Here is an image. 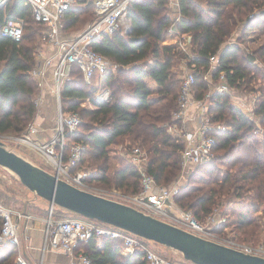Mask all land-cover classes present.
I'll list each match as a JSON object with an SVG mask.
<instances>
[{
    "label": "trees",
    "instance_id": "obj_1",
    "mask_svg": "<svg viewBox=\"0 0 264 264\" xmlns=\"http://www.w3.org/2000/svg\"><path fill=\"white\" fill-rule=\"evenodd\" d=\"M86 1L77 2L65 12L63 32L79 20ZM168 3L131 2L128 29L93 42V48L116 66L115 71L109 68L104 75L111 93L108 102L95 101L96 85L85 84L76 66L61 90L63 110L76 111L81 117L78 131L69 136V140L86 146L76 168L94 169L90 177L93 183L130 193L139 191L140 174L126 158L112 154L117 146L142 148L147 154V172L157 184L171 186L177 182L184 142L167 133L166 125L175 122L172 112L183 59L196 69L194 97L201 98L223 72L230 90L256 95L252 112L264 129V38L250 51L227 43L235 31L237 43L255 27L264 31V0H178L179 12L187 20L175 26L191 35L188 54L195 56L193 60L175 44H163L174 20L168 14ZM10 16L22 18L24 26L18 41L0 32V133L20 134L37 112L33 97L38 86L30 72L37 65L35 27L44 25L33 19L24 0H12L0 8V31ZM212 56H216V63L209 70ZM208 70L211 84L204 79ZM208 115L213 124L219 125L213 131L214 156L195 166L189 181L179 184L176 202L199 219L216 208L224 212L229 204H238L232 223L243 240L256 241L259 225L252 215L264 207V131L261 137L256 136L255 121L231 104L229 92L213 93ZM61 213L56 206L52 216L57 218ZM121 247L119 240L108 237L102 238L100 246L95 238L77 244L93 264H146L140 251L122 257ZM4 252L0 253V264H12L17 248L9 247Z\"/></svg>",
    "mask_w": 264,
    "mask_h": 264
},
{
    "label": "built area",
    "instance_id": "obj_2",
    "mask_svg": "<svg viewBox=\"0 0 264 264\" xmlns=\"http://www.w3.org/2000/svg\"><path fill=\"white\" fill-rule=\"evenodd\" d=\"M12 0H0V8H5ZM82 0H24V3L31 9V14L36 22L45 26L40 35L43 43H52L55 46L53 55L44 57V66L54 64L52 70L53 93L58 99V113L54 126V133L41 143L31 138L37 134V127L33 123L25 128L18 136L0 134V140L7 147L11 142L17 145H28L41 151L47 161L54 167L52 172L58 178L80 188L106 197L108 193L119 194L125 204L131 205L142 212L156 217L162 221L173 224L203 238L215 240L213 227H218L226 221V216L215 220V214L210 213L207 224H202L198 218L189 210H184L176 202V195L179 192V184L175 182L171 186L157 184L155 179L147 172V154L139 146H131L124 149L119 146L118 152L121 156L130 161L140 174L139 191L133 194H120L114 189L103 190L95 187L90 177L95 170L76 168L82 158L86 146L77 140H69V136L78 131L81 117L76 111H65L60 106L61 90L66 82L71 79L73 66H76L81 73L82 80L87 85H96L93 97L97 103H106L111 98L109 87L104 83V75L111 67V62L104 55L93 48V42L104 35L111 36L119 30L128 19L127 10L131 2L136 0H92L96 13L95 20L84 30L72 37H63V17L65 12L74 4ZM186 21L187 18L180 12L168 27V33L174 39L178 50L188 54L190 41L188 33H181L175 26L178 21ZM24 21L18 17H8L1 27V35L9 36L18 41L23 35ZM128 27L126 28V30ZM125 30V31H126ZM186 35V36H185ZM185 36V37H184ZM36 60L42 55L41 50H36ZM191 60L195 58L188 54ZM37 63V62H36ZM209 70H212L216 63L215 56L210 58ZM195 66L188 65L182 68L176 107L172 112L175 122L166 125L167 133L183 139L184 147L181 151L182 171L189 167H195L209 162L214 156L216 139L213 131L219 127L211 122L208 115V108L213 93H228L230 91L225 74L220 72L217 82L211 86L201 97L196 98L194 93ZM209 70L205 72L204 79L210 77ZM44 67L36 65L31 70V75L40 80ZM252 95L251 106L248 107L246 115L255 121L254 133L261 137L264 129L257 122L252 112L255 101ZM35 105L39 100H34ZM82 105H85L84 103ZM87 105V104H86ZM88 108L91 106L88 105ZM245 114V113H244ZM189 125V126H188ZM36 140H39L36 138ZM178 181V180H177ZM114 200V199H113ZM117 201V200H116ZM120 202V201H119ZM56 207L49 203V212L44 221V248L49 250H61L67 254H73L75 246L79 242H87L95 238L101 242L103 237L117 239L121 242V252L125 255L137 251L143 253L146 264H176L169 257L162 255L150 246V240L135 235L119 227L99 222L84 217L55 218L52 211ZM31 215L23 211L0 207V253L9 247L20 248L19 221ZM219 242V241H218ZM227 245V243H223ZM231 246L246 253L256 254L264 257V245L254 247ZM229 246V245H228ZM18 264H29L21 256L18 257ZM75 264H93L92 260L83 251L77 254Z\"/></svg>",
    "mask_w": 264,
    "mask_h": 264
},
{
    "label": "water",
    "instance_id": "obj_3",
    "mask_svg": "<svg viewBox=\"0 0 264 264\" xmlns=\"http://www.w3.org/2000/svg\"><path fill=\"white\" fill-rule=\"evenodd\" d=\"M0 166L48 203L174 249L193 264H264L263 256L203 238L131 205L77 188L7 148L1 140Z\"/></svg>",
    "mask_w": 264,
    "mask_h": 264
},
{
    "label": "rangeland",
    "instance_id": "obj_4",
    "mask_svg": "<svg viewBox=\"0 0 264 264\" xmlns=\"http://www.w3.org/2000/svg\"><path fill=\"white\" fill-rule=\"evenodd\" d=\"M92 4H93L92 0L86 1V3L83 5V6H85V7H83L84 9H82L79 12V18H78L79 20L74 25H72V27H66L65 28V31L63 32L64 37L69 38V37L76 35L77 33L84 30L88 25H90L95 20L96 13H95V10H94V7L92 6ZM94 13H95V15H94ZM169 15H171V17L173 19L177 16V15L174 16L171 11H170ZM128 26H129V20L126 21V23L120 28V30L125 31ZM36 29H37L38 33H37V36L35 38V44H36V50H38L41 48V45L44 44L41 41L40 36L38 37V34H40V35L42 34V31H44L45 26H41V25L36 24L35 30ZM258 29H253L251 32H249L248 35L246 36L245 40L241 41V43H240L242 46H245L246 48H248L249 51L252 50L257 44H259L264 38L263 32H261L262 30L261 29L258 30ZM236 32L237 31L233 32L232 36H230V38H229L230 42L237 41L236 39H237L238 35ZM36 82H37L38 87H37V91L35 92V95L33 97V101L35 99H38L39 104H36V111L37 112H36V115H35V117L31 123L37 122V121H35L37 114L41 113V115H43L42 112H40V110H41V104H42V100H43L42 96H43V93H45V91L43 90L42 83L40 82V80H36ZM234 90H232V91L230 90L229 95H231V92H233ZM47 91H48L49 96H50V99H48V104L50 106V112L52 114L51 118L55 124L56 118H57V113H58V107H59L58 99L53 94V92L51 91V88H49ZM247 95H248V93H247ZM230 102H231V99H230ZM59 104L63 109V102H62L61 97H60ZM83 106L85 108L88 107V105H86V104ZM22 133L23 132H21L20 134H16V133H13L10 131H6V132L0 133V134L15 137V136L21 135ZM31 138L34 139L35 141L41 143L40 140H36L35 135H32ZM6 145H7V148L13 150L15 153H17L20 156H22L23 158L29 160L33 164H35V165H37V166H39L45 170H48L50 172L54 171V167L47 161L46 156L41 151L37 150L36 148L30 147L28 145H17V144L11 143V142H8ZM115 148H117V149H115L116 153H112V154H114L115 156H117V154H118L120 156V154L118 152L119 146H117ZM215 162L217 165L222 166L221 163H219L218 159H216ZM193 171H194V167H189V168H186L182 171V166H181V170L179 171V174H178V181H177L178 184H184L187 181H189V179H188L189 175ZM93 185L95 187H99V188L106 190V191L112 190V188L106 186L105 184L93 183ZM115 191H117V193H120L122 195L133 194V193H130L129 191H125V190H115ZM118 195L119 194H116L113 192V193H108L106 197L122 202L121 200H123V199L121 197H118ZM34 199H35L34 202L36 204H38L37 201H45L44 199L38 197L35 193L29 191L24 185H22L21 182L19 181L18 177L14 173H12L8 169L0 166V207H5V208L21 211V210H23L24 206L26 207L27 204H30V202L33 201ZM221 203H225V201L221 200ZM61 210H62V213L58 214L57 218L65 219V218H71V217H77L78 216V215H76L70 211L65 210V209L61 208ZM32 211L37 212V209L32 208ZM238 211H239L238 204L232 203V204H229L227 206V208L224 212H220V209H217V208L211 212V213L215 214V220L216 219L218 220V218H222L224 215L226 216V217L224 216L226 218V221L224 223L219 224L217 228L213 227V231H214L215 236H216V237H212L213 239H215L213 241H216V242L219 241V243H221V244L227 243V245H229V246H235V245L244 246V244H242V243H245L246 246H251V247H254V246H257L260 244L264 245V207H261L258 211H256L252 215V217L255 219V221L259 225V229H258L259 230V239L256 241L243 240L241 238V236L239 235V231L237 230L235 225L232 223V218L235 217V214ZM37 213H39V212H37ZM209 214H207L206 216H203L200 219L198 218V220L202 224H207V222L209 221L207 216ZM149 242H150V246L152 247V249L156 250L157 252L161 253L162 255H164L166 257H169L176 264H193V263L185 260L182 256V254L178 251H176L174 249L167 248V247L160 245V244H157L153 241H149Z\"/></svg>",
    "mask_w": 264,
    "mask_h": 264
},
{
    "label": "crops",
    "instance_id": "obj_5",
    "mask_svg": "<svg viewBox=\"0 0 264 264\" xmlns=\"http://www.w3.org/2000/svg\"><path fill=\"white\" fill-rule=\"evenodd\" d=\"M170 11L173 13L174 16H176L179 13L178 0H169L168 14H170ZM254 29H258V27H255ZM261 32H263L264 35V31ZM187 40L191 42V35L187 37ZM168 43L175 44L174 39L171 35H169L165 39V41H163V44H168ZM227 43H231V44L236 43L240 48L244 49L245 51H248V48L242 46L240 43H237L236 41L230 42L228 39ZM259 44H257L254 48H256ZM40 50L42 55L40 56V58H38L37 65H39L40 67H44V72L42 74V77L40 78V82L42 83V87L45 93H43L42 96L43 100L40 110V112H42L43 115H41V113L37 114L35 120L37 122H34V124L37 127V134L35 135L36 138L39 139L40 141H45L47 138L53 135L54 125H55L54 121L51 118L52 114L50 112V106L48 104V99H50V96L47 91L49 88H51V91L53 92L52 70L54 68V64L53 63L46 64L44 66L43 63H44V57L53 55L55 51V46L52 43H44L41 45ZM210 65L212 64L210 63ZM184 66H185V60L183 59L179 63V68L181 72ZM110 68H112V70L115 71L116 66L111 62ZM208 82L209 84L212 83L211 77L208 78ZM230 99H231V104L240 108L246 114L248 107L251 106L252 95L251 94L247 95L246 93H242L239 91H233L231 92ZM34 201L35 199L31 201L30 204H27L26 207L24 206L23 210H21L26 214L31 215V217L24 218L19 221L20 224L19 233H20L21 242H20L19 251L16 252L12 264H18L19 256L24 258L29 264H75L77 259V254L79 252H82L81 249H77V245L73 250V254H67L62 252L61 250H49L44 248L43 229H44L45 218L47 217L49 212V203L45 200V201H37L38 204H36ZM32 208L37 209V212L39 213L32 211ZM98 245L100 246L101 242H98ZM120 255L122 257H127L132 254L125 255L120 250Z\"/></svg>",
    "mask_w": 264,
    "mask_h": 264
}]
</instances>
